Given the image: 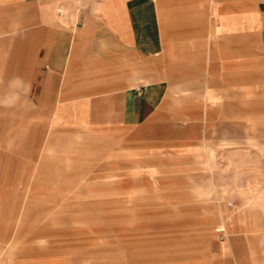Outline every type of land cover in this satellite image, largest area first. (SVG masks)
<instances>
[{
	"label": "rangeland",
	"instance_id": "obj_1",
	"mask_svg": "<svg viewBox=\"0 0 264 264\" xmlns=\"http://www.w3.org/2000/svg\"><path fill=\"white\" fill-rule=\"evenodd\" d=\"M249 47L219 49L216 75L131 128L41 115L0 59V264H264V47Z\"/></svg>",
	"mask_w": 264,
	"mask_h": 264
},
{
	"label": "crops",
	"instance_id": "obj_2",
	"mask_svg": "<svg viewBox=\"0 0 264 264\" xmlns=\"http://www.w3.org/2000/svg\"><path fill=\"white\" fill-rule=\"evenodd\" d=\"M251 35L264 47V0H0L3 82L87 127L163 114L187 78L216 75L219 49L248 53Z\"/></svg>",
	"mask_w": 264,
	"mask_h": 264
},
{
	"label": "built area",
	"instance_id": "obj_3",
	"mask_svg": "<svg viewBox=\"0 0 264 264\" xmlns=\"http://www.w3.org/2000/svg\"><path fill=\"white\" fill-rule=\"evenodd\" d=\"M217 232H219V235H222V237H224V236H226V232H227V229H226V227H219L218 229H217Z\"/></svg>",
	"mask_w": 264,
	"mask_h": 264
}]
</instances>
